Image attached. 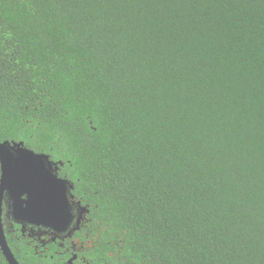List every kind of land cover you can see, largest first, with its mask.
<instances>
[{"label":"trees","instance_id":"16d2710c","mask_svg":"<svg viewBox=\"0 0 264 264\" xmlns=\"http://www.w3.org/2000/svg\"><path fill=\"white\" fill-rule=\"evenodd\" d=\"M0 140L62 163L73 264H264V0H0Z\"/></svg>","mask_w":264,"mask_h":264},{"label":"water","instance_id":"95a60500","mask_svg":"<svg viewBox=\"0 0 264 264\" xmlns=\"http://www.w3.org/2000/svg\"><path fill=\"white\" fill-rule=\"evenodd\" d=\"M0 247L10 264H20L12 252L2 223V202L8 194L18 218L65 233L88 209L75 200L73 185L59 175L61 162L36 152L24 141L0 140ZM27 199H22L24 195ZM79 227L80 221H77Z\"/></svg>","mask_w":264,"mask_h":264},{"label":"flooded vegetation","instance_id":"af4514ba","mask_svg":"<svg viewBox=\"0 0 264 264\" xmlns=\"http://www.w3.org/2000/svg\"><path fill=\"white\" fill-rule=\"evenodd\" d=\"M22 199L26 200L27 195L25 194ZM13 206L14 202L11 197L7 193L4 194L2 202V223L6 238L7 234H9V240L12 244L10 248L20 264H26V260L30 259V257H28L27 255L26 257L25 254L22 253L25 250V248L21 246V244L25 243L23 242V240L27 242L26 244L29 245L37 255L38 260L36 264H43L44 259L48 258L49 245L52 243L59 245V247L61 248H64L54 250V254L51 255V257L55 261V264H58L59 261H64L62 264H73V262L78 259V255L76 254V252H74L76 250L74 234L75 231L79 230L83 225L88 212L79 215L78 220L80 221V224L77 229L74 228L78 225V220L75 219L74 224L69 228L68 231H66L65 233H60L52 228L33 224L25 219L22 220V218L19 219L16 212H14L13 210ZM66 243L70 244L71 246L65 247ZM1 252L4 260H1L3 258H0V264H10V262L5 257L2 249ZM64 253H66V259L65 257H63Z\"/></svg>","mask_w":264,"mask_h":264}]
</instances>
